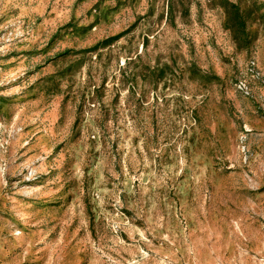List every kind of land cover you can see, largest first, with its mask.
Returning a JSON list of instances; mask_svg holds the SVG:
<instances>
[{
	"label": "rangeland",
	"instance_id": "rangeland-1",
	"mask_svg": "<svg viewBox=\"0 0 264 264\" xmlns=\"http://www.w3.org/2000/svg\"><path fill=\"white\" fill-rule=\"evenodd\" d=\"M0 264H264V0H0Z\"/></svg>",
	"mask_w": 264,
	"mask_h": 264
}]
</instances>
